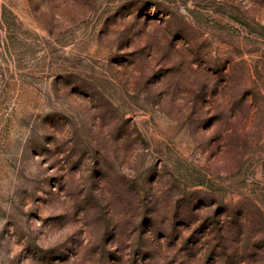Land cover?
Instances as JSON below:
<instances>
[{"label":"rangeland","instance_id":"374dc122","mask_svg":"<svg viewBox=\"0 0 264 264\" xmlns=\"http://www.w3.org/2000/svg\"><path fill=\"white\" fill-rule=\"evenodd\" d=\"M0 264H264V0H0Z\"/></svg>","mask_w":264,"mask_h":264}]
</instances>
